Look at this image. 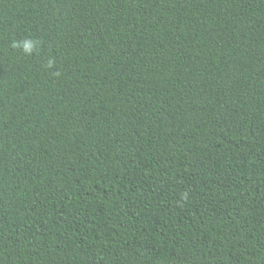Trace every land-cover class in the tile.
<instances>
[{
	"label": "trees",
	"instance_id": "16d2710c",
	"mask_svg": "<svg viewBox=\"0 0 264 264\" xmlns=\"http://www.w3.org/2000/svg\"><path fill=\"white\" fill-rule=\"evenodd\" d=\"M0 264H264V0H0Z\"/></svg>",
	"mask_w": 264,
	"mask_h": 264
},
{
	"label": "clouds",
	"instance_id": "9594fccd",
	"mask_svg": "<svg viewBox=\"0 0 264 264\" xmlns=\"http://www.w3.org/2000/svg\"><path fill=\"white\" fill-rule=\"evenodd\" d=\"M13 46L15 47V46H19V45L14 44ZM24 50H25L26 52H31V51H32V44H31L30 41H26V42L24 43ZM51 63H52V62L50 61L49 64L51 65Z\"/></svg>",
	"mask_w": 264,
	"mask_h": 264
}]
</instances>
